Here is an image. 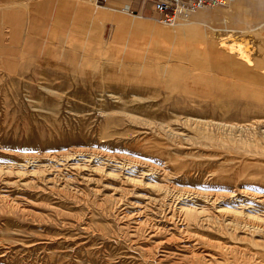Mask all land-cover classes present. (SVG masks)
Here are the masks:
<instances>
[{
    "label": "rangeland",
    "instance_id": "rangeland-1",
    "mask_svg": "<svg viewBox=\"0 0 264 264\" xmlns=\"http://www.w3.org/2000/svg\"><path fill=\"white\" fill-rule=\"evenodd\" d=\"M18 6L0 13V264H264V0L174 24Z\"/></svg>",
    "mask_w": 264,
    "mask_h": 264
},
{
    "label": "built area",
    "instance_id": "built-area-1",
    "mask_svg": "<svg viewBox=\"0 0 264 264\" xmlns=\"http://www.w3.org/2000/svg\"><path fill=\"white\" fill-rule=\"evenodd\" d=\"M105 0H102L104 3ZM150 2L158 21L174 24L200 8L225 4L230 0H144Z\"/></svg>",
    "mask_w": 264,
    "mask_h": 264
},
{
    "label": "crops",
    "instance_id": "crops-1",
    "mask_svg": "<svg viewBox=\"0 0 264 264\" xmlns=\"http://www.w3.org/2000/svg\"><path fill=\"white\" fill-rule=\"evenodd\" d=\"M27 1V0H0V6H9L4 7L0 9V13L2 11H7V9H13L15 10H21L19 8L18 4L20 2ZM241 1H254V0H241ZM256 1H262V0H256ZM104 5H106L108 8H115V9H122V10H131V11H140L144 15L151 14L152 10L149 9L151 3L145 2L144 0H105ZM20 15V12L19 14ZM18 15H16L18 17ZM19 19V18H17ZM1 21H3V18H0ZM5 22V20L3 21Z\"/></svg>",
    "mask_w": 264,
    "mask_h": 264
},
{
    "label": "bare ground",
    "instance_id": "bare-ground-1",
    "mask_svg": "<svg viewBox=\"0 0 264 264\" xmlns=\"http://www.w3.org/2000/svg\"><path fill=\"white\" fill-rule=\"evenodd\" d=\"M199 10H201V9H198L197 11H199ZM197 11H195V12H197ZM194 12V13H195ZM224 42V41H223ZM223 44V43H222ZM223 45H225V44H223ZM226 45L228 46V44L226 43ZM235 45H237V44H235ZM229 46H231V45H229ZM238 46L239 47H237L239 50H240V52H242L243 51V54L244 55H247L246 53V51H247V48H243V47H241V44H238ZM232 47H234V46H232ZM235 48H236V46H235ZM231 49V48H230ZM234 51V50H233ZM245 57V56H244ZM247 58H248V56H247ZM225 62V61H224Z\"/></svg>",
    "mask_w": 264,
    "mask_h": 264
}]
</instances>
